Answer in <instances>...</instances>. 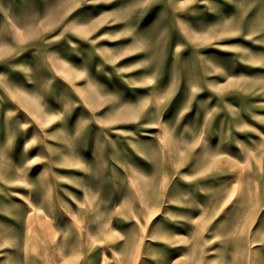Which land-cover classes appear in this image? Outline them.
<instances>
[{"label": "rangeland", "instance_id": "rangeland-1", "mask_svg": "<svg viewBox=\"0 0 264 264\" xmlns=\"http://www.w3.org/2000/svg\"><path fill=\"white\" fill-rule=\"evenodd\" d=\"M0 264H264V0H0Z\"/></svg>", "mask_w": 264, "mask_h": 264}]
</instances>
